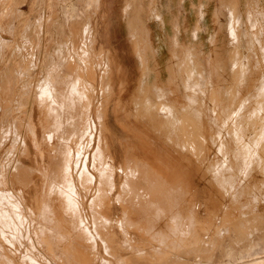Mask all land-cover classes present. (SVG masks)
<instances>
[{
  "label": "rangeland",
  "instance_id": "374dc122",
  "mask_svg": "<svg viewBox=\"0 0 264 264\" xmlns=\"http://www.w3.org/2000/svg\"><path fill=\"white\" fill-rule=\"evenodd\" d=\"M263 109L264 0H0V264H238Z\"/></svg>",
  "mask_w": 264,
  "mask_h": 264
},
{
  "label": "bare ground",
  "instance_id": "6f19581e",
  "mask_svg": "<svg viewBox=\"0 0 264 264\" xmlns=\"http://www.w3.org/2000/svg\"><path fill=\"white\" fill-rule=\"evenodd\" d=\"M262 111V110H261ZM264 111V109H263ZM259 115V114H258ZM262 122V121H261ZM263 123V122H262ZM252 126V125H251ZM236 128V127H235ZM240 129V128H239ZM239 131V130H238ZM257 132V131H256ZM255 132V133H256ZM237 137V136H236ZM258 141V140H257ZM262 141V139H261ZM264 147V146H263ZM262 147V148H263ZM261 150V148H260ZM263 151V150H262ZM245 156V155H244ZM260 156V155H259ZM262 158V157H261ZM264 163V162H263ZM111 170V169H110ZM113 186V185H112ZM20 206V205H19ZM22 208V207H21ZM247 207H240V210H244L246 209ZM239 210V211H240ZM229 214H232V215H236L234 214L231 210L229 212ZM229 214L227 215V217H229ZM226 217V218H227ZM225 218V217H223ZM257 219V218H256ZM258 220V219H257ZM260 221V220H258ZM253 224H256L257 225V228H258V225L260 223H256V222H253ZM256 228V229H257ZM255 229V228H253ZM213 231V230H212ZM259 237L260 239L258 240H255L251 237V240H250V243L253 245V250L251 251V253H243V251H225L224 254L226 257L230 258L231 260L233 261H236L238 264H241V263H246V262H250L251 260L249 259H261L262 258V254H264V231L259 233ZM176 244H180V243H184V242H181L180 240H175ZM185 244V243H184ZM253 252V253H252ZM197 258V257H196ZM263 259V258H262ZM262 261V260H261ZM256 262V261H255Z\"/></svg>",
  "mask_w": 264,
  "mask_h": 264
}]
</instances>
